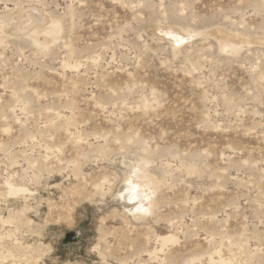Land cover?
<instances>
[{
	"label": "rangeland",
	"instance_id": "1",
	"mask_svg": "<svg viewBox=\"0 0 264 264\" xmlns=\"http://www.w3.org/2000/svg\"><path fill=\"white\" fill-rule=\"evenodd\" d=\"M0 264H264V0H0Z\"/></svg>",
	"mask_w": 264,
	"mask_h": 264
},
{
	"label": "bare ground",
	"instance_id": "2",
	"mask_svg": "<svg viewBox=\"0 0 264 264\" xmlns=\"http://www.w3.org/2000/svg\"><path fill=\"white\" fill-rule=\"evenodd\" d=\"M21 12H22V11H21ZM37 13H38V12H37ZM29 19H30V18H28L27 20L30 21ZM56 24H57V23H56ZM171 37H173V38H177V37H178V34L172 32V33H171ZM180 39H181V38H180ZM236 49H237V48H236ZM141 166H142V165H141ZM135 172H137V171H135ZM145 181H148V180H145ZM147 183H149V182H147ZM131 184H132V183H131ZM133 186H134L135 188H136V187L139 188V187L142 186V185H141V184H138V183H135V184H133ZM134 187H133V188H134ZM130 189H131V188H130ZM15 190H16V189H15ZM134 190H135V189H134ZM16 191H18V190H16ZM137 191H138V190H137ZM130 192H131V191H130ZM150 195H151V194H150ZM132 197H133V198H136V197L139 198L140 196L138 195V193H133V194H132ZM128 201H130V200H128ZM145 202H146V201H145ZM136 203H137V202H136ZM138 205H139V204H138ZM141 206H142V204H141ZM141 206H138L136 209H142Z\"/></svg>",
	"mask_w": 264,
	"mask_h": 264
}]
</instances>
